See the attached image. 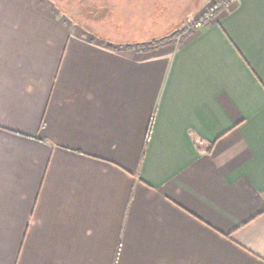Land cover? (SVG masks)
<instances>
[{
    "label": "crops",
    "instance_id": "1",
    "mask_svg": "<svg viewBox=\"0 0 264 264\" xmlns=\"http://www.w3.org/2000/svg\"><path fill=\"white\" fill-rule=\"evenodd\" d=\"M149 1L0 0V264H264V0Z\"/></svg>",
    "mask_w": 264,
    "mask_h": 264
},
{
    "label": "rangeland",
    "instance_id": "2",
    "mask_svg": "<svg viewBox=\"0 0 264 264\" xmlns=\"http://www.w3.org/2000/svg\"><path fill=\"white\" fill-rule=\"evenodd\" d=\"M54 1L59 9L67 8L71 16H80L86 20V23H89L90 26L93 25L92 28L95 31H99V27L92 23L94 21L103 20L105 17L110 20L113 17L112 19L115 22L122 23L109 32H119V30L124 27V0ZM226 1L227 0H150L144 10L147 11L151 21L154 20L157 22V20H159V26L163 23V26H161L163 30L169 28L171 23L176 19L182 21L179 28L173 31V33L175 32L174 38L178 39V36L185 30H191L197 25L207 22L208 20L205 21L207 17H209V19L214 17L223 8ZM106 28L107 27H102L101 32H105ZM152 30L156 31L157 27L150 28L149 32Z\"/></svg>",
    "mask_w": 264,
    "mask_h": 264
},
{
    "label": "built area",
    "instance_id": "3",
    "mask_svg": "<svg viewBox=\"0 0 264 264\" xmlns=\"http://www.w3.org/2000/svg\"><path fill=\"white\" fill-rule=\"evenodd\" d=\"M229 1L230 0H227L226 3H225V5H227ZM207 20H209V17H207L205 21H207Z\"/></svg>",
    "mask_w": 264,
    "mask_h": 264
},
{
    "label": "trees",
    "instance_id": "4",
    "mask_svg": "<svg viewBox=\"0 0 264 264\" xmlns=\"http://www.w3.org/2000/svg\"><path fill=\"white\" fill-rule=\"evenodd\" d=\"M157 46V45H154V47Z\"/></svg>",
    "mask_w": 264,
    "mask_h": 264
}]
</instances>
